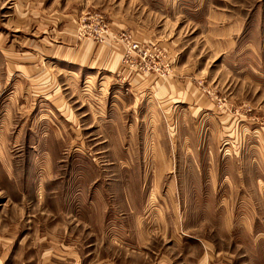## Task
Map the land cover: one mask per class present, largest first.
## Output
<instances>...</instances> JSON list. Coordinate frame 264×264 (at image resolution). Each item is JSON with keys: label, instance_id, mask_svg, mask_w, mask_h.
Masks as SVG:
<instances>
[{"label": "rangeland", "instance_id": "rangeland-1", "mask_svg": "<svg viewBox=\"0 0 264 264\" xmlns=\"http://www.w3.org/2000/svg\"><path fill=\"white\" fill-rule=\"evenodd\" d=\"M0 264H264V0H0Z\"/></svg>", "mask_w": 264, "mask_h": 264}]
</instances>
